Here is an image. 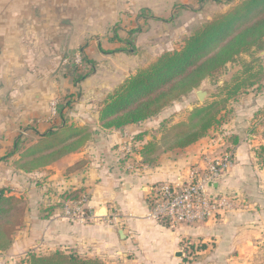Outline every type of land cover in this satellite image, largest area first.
I'll return each mask as SVG.
<instances>
[{
  "label": "crops",
  "instance_id": "1",
  "mask_svg": "<svg viewBox=\"0 0 264 264\" xmlns=\"http://www.w3.org/2000/svg\"><path fill=\"white\" fill-rule=\"evenodd\" d=\"M3 1L6 3L0 2V16L2 12L22 11L24 14L51 8L60 11L65 4L62 0L54 3L47 0ZM199 2L82 0L76 6L71 4V8L102 12L100 19L108 23L110 19L112 22L119 20L116 13L128 9L152 12L150 18L142 16L143 20L169 22V18L175 17V8L178 12L196 11ZM13 14L17 13H10L7 19L0 18V26L8 22L9 26L21 24ZM182 15L187 14L183 12ZM26 43L24 37L19 41L14 35L0 36V159L15 151V159L20 158L38 142L39 135L64 125L87 128L90 138L77 151L45 167L20 174L24 179H35L38 175L41 194L33 197L30 185H22L26 189L21 191L27 209L22 228L13 236L11 247L3 253L6 261L21 262L28 254L60 250L99 259L106 264H264V166L257 158L258 137L251 135L245 141L246 136L238 135L233 143L227 141L233 165L214 183L217 186H212L213 193L227 201L220 214L194 226L171 227L157 222L149 215L150 188L185 180L190 169L202 167L207 159H217L223 151H214L212 147L206 152L205 140H202L185 148L163 150L155 165H147L142 162L140 151L150 141L145 126L154 117L120 130L100 129L98 116L78 115V105H75V113L69 112L61 120L51 117V104L64 91L57 89L54 83L50 87L39 73L30 78L29 62L24 61L28 54ZM77 44L72 43L69 52L75 51ZM34 46L41 47L40 42ZM83 50L80 48L79 52L87 57L97 52L90 44ZM89 87L90 83L83 90L85 98ZM96 92L91 99L81 101L89 111L104 97L101 89ZM19 137L25 140L21 147L17 143ZM15 159L11 157L6 163L0 162V188L18 187ZM73 191L87 196L86 207L93 214L90 220L80 222L62 216L60 197ZM112 215L116 220L111 219Z\"/></svg>",
  "mask_w": 264,
  "mask_h": 264
},
{
  "label": "rangeland",
  "instance_id": "2",
  "mask_svg": "<svg viewBox=\"0 0 264 264\" xmlns=\"http://www.w3.org/2000/svg\"><path fill=\"white\" fill-rule=\"evenodd\" d=\"M62 1L65 4L62 3L63 9L60 11L51 8L45 11L32 10L24 14L22 11L2 12L0 16V18L7 19L10 13H17L13 14L14 19L22 22L15 26H9V22L5 26H0V36L14 35L19 41L24 37L28 52L24 61L26 64L29 62L27 70L30 78H35L39 73L48 81L50 87L54 83L57 85V89L64 91L59 98L53 101L49 111L51 117L59 120L69 115V112L74 111L75 113V105H78L76 110L78 115H97L99 119L100 102L113 88L135 75L139 70L148 68L161 55L181 50L184 41L196 29L215 17L228 13L244 0H223L220 2L218 0H200L196 11H183L187 15H182L183 12H178L179 10L175 8L176 11L173 13L175 17L169 18V22L143 20L142 16L150 18L152 12L128 9L116 13L119 15V20L112 22L110 19L109 23L100 19L101 15L99 14L102 12H87L71 8V4L76 6L82 0ZM0 2L6 3L3 0ZM46 2L54 3L55 0ZM128 40H130V44H127ZM77 41L81 42L77 44ZM38 42L41 47L36 48L34 44ZM72 43L79 46L75 51L69 52V46ZM89 44L97 51L91 55L92 57H87L84 52H79L80 48L84 51L83 49L87 48ZM116 50H126V52L103 53V51ZM82 56L94 63L84 62ZM87 74L85 79L74 84L75 79ZM88 83H90V91L85 98L86 94L83 93V90L86 89ZM110 86L112 88L107 92L106 89ZM95 89L104 91V97L99 101L95 99L98 101V106L94 105V108H90L89 111L84 108L82 102L94 97L97 94ZM198 90L208 91L202 101L196 96ZM213 104H216L213 113L217 112V123L203 137L190 145L205 140L203 147L205 146L206 152L213 147L214 151H223L218 157L223 158L231 154L229 153L231 149L227 146L228 143H233L236 136H246L245 141L248 140V136H256L260 142L257 145V158L264 166V38L260 44L237 55L231 62L205 78L190 93L176 98L161 109L154 119L149 121V125L145 126L147 128L145 132L150 138L149 142L155 143L161 150L173 149L171 147L178 141L175 134L186 129L181 125L190 124L191 115L195 110ZM99 128L102 129L100 124ZM227 141L229 142L227 143ZM23 142L25 140L20 141V147ZM19 159L14 160V173L17 175L18 187L2 188L8 189L9 195L24 201V213L21 215L22 217H19L21 226L27 209V203L21 191L26 189L22 185L24 183L30 185L33 189L30 195L33 197H39L41 185L37 178L38 175H35V179H24L20 176L21 173L27 172H23L17 166L16 161ZM7 161L9 160L4 163ZM66 195L65 193L60 197V205L66 200H73L67 198ZM81 195L85 194L80 192L78 198ZM20 229L21 227L13 235ZM2 256L3 252L0 253V264H22L19 260L6 261Z\"/></svg>",
  "mask_w": 264,
  "mask_h": 264
},
{
  "label": "trees",
  "instance_id": "3",
  "mask_svg": "<svg viewBox=\"0 0 264 264\" xmlns=\"http://www.w3.org/2000/svg\"><path fill=\"white\" fill-rule=\"evenodd\" d=\"M233 1V0H230ZM264 38V0H244L228 13L219 15L196 29L179 51L165 53L146 69L125 79L113 88L100 102L99 124L105 130H120L153 118L169 102L190 93L211 74L231 62L237 55L260 44ZM128 40L127 44H130ZM133 51V48H132ZM126 52L116 50L104 52ZM86 63L93 64L82 56ZM81 75L74 84L85 79ZM216 104L197 109L184 131L175 134L177 143L171 148H184L199 138L217 123ZM61 113V112H60ZM61 113V117H62ZM64 118V117H63ZM186 130V132H185ZM90 138L87 128L62 126L39 135L38 142L28 148L17 166L23 172H32L45 167L66 154L80 149ZM22 138L17 139L20 143ZM171 149V150H173ZM155 143L148 142L140 151L142 162L155 165L163 152ZM12 152L1 161L14 157ZM16 166V167H17ZM6 188L0 189V253L6 252L13 243V234L20 227L19 217L24 213V201L12 195ZM80 191L67 193V198H78ZM200 249V247H199ZM21 262L26 264H106L92 259L56 250L48 254H28Z\"/></svg>",
  "mask_w": 264,
  "mask_h": 264
},
{
  "label": "built area",
  "instance_id": "4",
  "mask_svg": "<svg viewBox=\"0 0 264 264\" xmlns=\"http://www.w3.org/2000/svg\"><path fill=\"white\" fill-rule=\"evenodd\" d=\"M206 163V164H205ZM202 167L189 170L187 178L177 183L153 185L147 196L149 215L168 226H194L220 214L227 206L223 196L213 193L212 185L221 179L233 165V156L207 159ZM87 196L66 200L61 214L73 221L86 222L93 216L86 207ZM108 217L107 216V220ZM111 219L116 220L111 216Z\"/></svg>",
  "mask_w": 264,
  "mask_h": 264
},
{
  "label": "water",
  "instance_id": "5",
  "mask_svg": "<svg viewBox=\"0 0 264 264\" xmlns=\"http://www.w3.org/2000/svg\"><path fill=\"white\" fill-rule=\"evenodd\" d=\"M208 93L207 90H198L196 91V96L197 98L202 101L204 99V97L206 96V94ZM209 186H213V187H216L217 184H212V185H209Z\"/></svg>",
  "mask_w": 264,
  "mask_h": 264
}]
</instances>
